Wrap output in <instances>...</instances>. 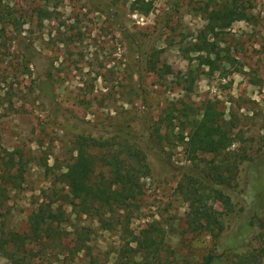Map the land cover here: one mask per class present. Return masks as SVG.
<instances>
[{"label": "rangeland", "instance_id": "374dc122", "mask_svg": "<svg viewBox=\"0 0 264 264\" xmlns=\"http://www.w3.org/2000/svg\"><path fill=\"white\" fill-rule=\"evenodd\" d=\"M133 1L0 3V229L28 236L30 264H112L115 248L148 239L196 262L220 242L236 257L264 250V0H239L243 9L215 38L204 30L217 43L213 68L192 50L204 13L230 0H145L148 15L132 11ZM27 47L41 69L23 55ZM205 108L233 140L225 153L237 164L232 215L221 197L202 214L180 193L185 167L203 174L225 163L224 154L187 159L181 135ZM117 131L142 138L149 168L124 234L99 229L92 203L73 199L57 181L79 137L110 139ZM191 178L195 189L204 186ZM0 264L14 263L0 251Z\"/></svg>", "mask_w": 264, "mask_h": 264}, {"label": "trees", "instance_id": "16d2710c", "mask_svg": "<svg viewBox=\"0 0 264 264\" xmlns=\"http://www.w3.org/2000/svg\"><path fill=\"white\" fill-rule=\"evenodd\" d=\"M131 9L140 15H148L152 4L145 0H134L131 3ZM238 9H243V3L239 0H230L220 4L219 8H213L204 13L205 24L203 31L199 34L201 42L192 50L206 54L199 58L201 64L213 68L214 61L211 60L210 55H219L217 43L206 40L203 36L204 30L215 38L222 29L230 27L234 13ZM21 25L20 16H13V27L17 35H21L19 31ZM131 40V46L142 50L143 46L138 40L134 38ZM22 53L35 68L41 69L38 57L40 55L32 47L25 48ZM145 65L148 71L155 70L151 60L145 62ZM41 84L43 87L40 93L43 96L49 94L46 82L42 80ZM190 124L191 131L186 136L181 135L188 161H194L199 153L214 156L224 154L226 155L223 160L225 163L211 165L207 168L208 171H203V174L185 167L182 174L185 182L179 184L180 193L185 197L192 211H201L202 214L210 213L207 201L221 197L225 203L229 204L227 215H232L235 213V205L228 190L233 189L230 185L235 181L236 172L233 170L236 171L237 164L235 162L230 164L228 157L230 152L225 154L233 143L226 122L218 119L211 108H205L201 116L191 120ZM113 135L112 138L103 140L79 137L74 142L75 155L65 166V171L57 176V181L68 188L73 199L92 203L99 229L104 232L124 234L131 219V207H137V196L141 190L140 181L148 174L149 168L146 162L147 156L141 146L143 143L141 137L129 136L119 131L114 132ZM148 135L150 134L146 133L145 136L148 137ZM116 139H120L121 142H116L114 145L112 141ZM192 175L200 181L199 185H204L201 189H195L191 184ZM189 225H197L195 218L189 216ZM219 229L222 231L223 227L219 226ZM33 230L37 231L36 227L33 226ZM25 237L28 238L13 230L0 229L2 255L14 264H30L26 260L29 250L25 248L27 239ZM120 239L123 240L124 236ZM236 253L234 248H227L224 244L222 245V242L215 243L213 249L196 262L166 247L162 240L148 239L139 241L136 247L115 248L112 264H264L261 261L264 257L263 249L244 257H236Z\"/></svg>", "mask_w": 264, "mask_h": 264}]
</instances>
